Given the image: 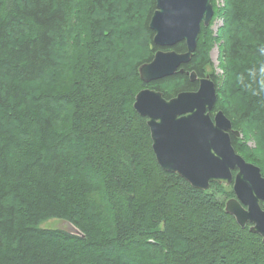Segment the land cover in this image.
Wrapping results in <instances>:
<instances>
[{"label":"trees","instance_id":"16d2710c","mask_svg":"<svg viewBox=\"0 0 264 264\" xmlns=\"http://www.w3.org/2000/svg\"><path fill=\"white\" fill-rule=\"evenodd\" d=\"M215 1L223 64L210 74V115L222 110L241 131L234 149L264 176V0ZM154 9L155 0H0V264H264L260 235L224 209L232 187L198 189L162 169L133 109L144 87L167 99L196 90L187 72L202 77L211 64L202 25L183 72L143 82L140 64L167 49L152 42ZM52 218L80 234L39 228Z\"/></svg>","mask_w":264,"mask_h":264},{"label":"water","instance_id":"95a60500","mask_svg":"<svg viewBox=\"0 0 264 264\" xmlns=\"http://www.w3.org/2000/svg\"><path fill=\"white\" fill-rule=\"evenodd\" d=\"M149 28L155 32L154 43L171 46L183 38L187 50L156 51L150 63L139 68L143 82L174 74L195 49L201 24L213 15L211 0H155ZM182 72L183 69H180ZM195 72L190 79H196ZM216 101L215 83L209 76L199 78L193 91H181L166 99L160 91L143 88L137 92L134 109L146 116L157 162L166 171L179 174L193 187L205 190L212 181L230 185L234 197L225 202V211L244 227L258 233L264 244V177L260 168L247 162L231 143V121L222 110L210 116ZM237 169L233 174L232 170Z\"/></svg>","mask_w":264,"mask_h":264},{"label":"rangeland","instance_id":"374dc122","mask_svg":"<svg viewBox=\"0 0 264 264\" xmlns=\"http://www.w3.org/2000/svg\"><path fill=\"white\" fill-rule=\"evenodd\" d=\"M217 6H219V8H221L224 4V0H216L215 1ZM222 17L218 16L216 17L211 24H209V29L211 30V37L214 39L213 43H212V47L211 50L209 52V59L211 60V64L210 65H206L205 69H204V73L207 76H210V74L212 72H215L216 74H220L222 75V68L220 66H222L223 62H222V39L219 37V28L222 26ZM64 46V45H63ZM140 49V48H139ZM129 52V50H128ZM53 75L55 73H57V71L55 72L52 71ZM61 74V73H60ZM59 74V77L61 76ZM165 78V77H163ZM160 78V79H163ZM47 81V80H46ZM221 82V81H220ZM219 82V83H220ZM55 84V83H53ZM45 84H41V86H43ZM29 87H32L30 85H28ZM28 87V88H29ZM39 88V86L37 87ZM216 88V85H215ZM35 89V88H34ZM155 90V89H154ZM159 91V90H156ZM162 93V92H161ZM163 94V93H162ZM163 96V95H162ZM215 104V103H214ZM214 106V105H213ZM211 111V110H210ZM218 111V110H217ZM216 112V111H215ZM236 129V128H235ZM241 129L243 130V128L241 127ZM238 130V129H237ZM240 133L241 131L238 130ZM242 135V133H241ZM252 138H249L248 136V145L249 147H253L254 149L257 148V140L255 138V134L254 135H250ZM250 148V149H251ZM241 155V154H240ZM242 156V155H241ZM243 157V156H242ZM248 162V161H247ZM224 185V184H223ZM229 186V185H226ZM232 187V186H231ZM219 196V195H218ZM220 198H222L223 196H219ZM234 197V196H231ZM226 202V200H225ZM224 209H225V203H224ZM228 213V212H227ZM231 215V214H230ZM39 228H43L46 230H56V231H61V232H67L69 234H80V231L70 222L60 219V218H52V219H48L45 222H43L42 224H40ZM252 232V231H251ZM255 233V232H254ZM258 234V233H257Z\"/></svg>","mask_w":264,"mask_h":264},{"label":"bare ground","instance_id":"6f19581e","mask_svg":"<svg viewBox=\"0 0 264 264\" xmlns=\"http://www.w3.org/2000/svg\"><path fill=\"white\" fill-rule=\"evenodd\" d=\"M211 1H212V0H211ZM211 4H212V3H211ZM212 8H213V6H212ZM155 9H156V7H155ZM155 9H154V10H155ZM152 13H153V12H152ZM213 13H214V11H213ZM151 15H152V14H151ZM150 17H151V16H150ZM212 17H213V15H212ZM212 17H211V19H212ZM211 19H210V21H211ZM210 21H209V24H210ZM149 22H150V18H149ZM149 22H148V27H149ZM209 24H208V25H209ZM202 25L205 26V25L202 23V24H201V27H202ZM208 25H207V26H208ZM207 26H205V27H207ZM149 29H150V28H149ZM150 30H151V29H150ZM151 31L153 32V37H154L155 32H154L153 30H151ZM200 31H201V28H200ZM199 33H200V32H199ZM153 37H152V42H153L154 45L159 46V47H166V48H167V49H161V48H160V49H157L156 51H158V50H162V51H170V50H172V51H175L174 49H172V47H173L175 44H177L178 42H181V41H183V42L185 43V41H184L183 38L178 37V38L176 39L177 42H176L175 44H173V45H171V46H161V45H159V44H155V43H154V39H153ZM198 37H199V35H198ZM197 40H198V39H197ZM196 44H197V42H196ZM195 48H196V46H195ZM186 50H187V48H186V43H185V51H186ZM194 50H195V49H194ZM156 51L154 52L153 57H154ZM185 51H183V52H185ZM175 52H176V53H183V52H177V51H175ZM193 52H194V51H193ZM192 54H193V53H192ZM191 56H192V55H191ZM153 57H152V59H151L150 61H147V62H144V63L140 64V66L138 67L139 77H140L139 68H140L143 64L150 63V62L153 60ZM190 59H191V57H190ZM186 63H187V62H186ZM183 64H184V63H181L180 66L178 67L179 71H180V69H183V68H181V65H183ZM180 72H181V71H180ZM182 72H183V71H182ZM191 72H195V71L187 72V74L189 75V77H190V73H191ZM195 74H196V73H195ZM196 76H197V75H196ZM205 76H207V75H205ZM205 76H203V77H205ZM199 78H202V77H196L197 80H199ZM209 78H210V76H209ZM140 79H141V77H140ZM211 79H212V78H211ZM141 80H142V79H141ZM190 80H191V79H190ZM194 80H195V79H194ZM212 80H213V79H212ZM151 81H153V80H151ZM149 82H150V81H149ZM213 82H214V80H213ZM214 83H215V82H214ZM144 88H148V87H144ZM142 89H143V88H142ZM150 89H151V88H150ZM140 90H141V89H140ZM140 90H139V91H140ZM180 92H181V91H180ZM178 93H179V92H178ZM178 93H177V94H178ZM136 94H137V93H136ZM177 94H176V95H177ZM176 95H175V96H176ZM135 96H136V95H135ZM175 96H173V97H175ZM171 98H172V97H171ZM166 99H167V98H166ZM169 99H170V98H169ZM134 100H135V97H134ZM133 103H134V102H133ZM133 109H134V107H133ZM134 110H135V109H134ZM135 111H136V110H135ZM136 112H137V111H136ZM137 113H138V112H137ZM215 113H216V112H214V114H215ZM138 114H139V113H138ZM214 114H213V115H214ZM139 115H140V114H139ZM213 115H212V116L210 115V116L213 117ZM224 115H225V114H224ZM141 116H142V115H141ZM225 116H226V115H225ZM143 117L146 118V116H143ZM228 119H229V118H228ZM229 120H230V119H229ZM146 122H147V118H146ZM146 124H147V123H146ZM231 125H232V123H231ZM147 126H148V125H147ZM232 129L235 130L233 127H232ZM149 131H150V130H149ZM236 131H237V130H236ZM238 132H239V131H238ZM229 134H230V135H231V134H232V135H235V134L232 133L230 130H229ZM239 135H240V132H239ZM239 135H235V136H239ZM150 137H151V135H150ZM230 139H231V136H230ZM151 141H152V139H151ZM231 143H232V142H231ZM233 148H234V147H233ZM152 149H153V148H152ZM235 151H236V150H235ZM153 152H154V151H153ZM238 154H239V153H238ZM154 155H155V153H154ZM155 158H156V156H155ZM156 160H157V159H156ZM157 163H158V162H157ZM249 163H251V162H249ZM158 164H159V163H158ZM252 164H253V163H252ZM254 165H255V164H254ZM160 167H161V166H160ZM161 168H162V167H161ZM162 169H163V168H162ZM165 171H166V170H165ZM236 171H237V169H233V170H232V172H234L233 174H235ZM169 172H171V171H169ZM173 173H175V172H173ZM261 175H262V174H261ZM262 176H263V175H262ZM263 177H264V176H263ZM186 181H187V180H186ZM187 182H188V181H187ZM212 182H216V181H212ZM217 183H218V182H217ZM219 184H220V183H219ZM190 185H191V184H190ZM224 185H225V184H224ZM230 185L232 186V184H230ZM230 185H229V186H230ZM191 186H192V185H191ZM232 190H233V189H232ZM233 193H234V192H233ZM233 196H234V195H233ZM230 198H232V197H230ZM228 199H229V198H228ZM228 199H227V200H228ZM227 200H226V201H227ZM262 203H263V202L260 203V206H261V207H262ZM262 208H263V207H262ZM263 209H264V208H263ZM248 223L250 224V226L252 225L250 222H247L246 224H248ZM246 224H245V225H246ZM250 226H249V227H250Z\"/></svg>","mask_w":264,"mask_h":264},{"label":"flooded vegetation","instance_id":"af4514ba","mask_svg":"<svg viewBox=\"0 0 264 264\" xmlns=\"http://www.w3.org/2000/svg\"><path fill=\"white\" fill-rule=\"evenodd\" d=\"M190 72V71H189ZM197 77H199V76H197ZM203 77V76H202ZM196 80V79H195ZM231 186V185H230ZM262 207L264 208V203H262Z\"/></svg>","mask_w":264,"mask_h":264}]
</instances>
